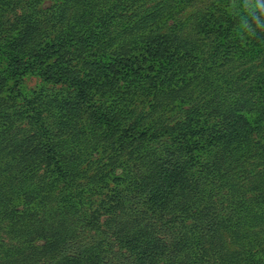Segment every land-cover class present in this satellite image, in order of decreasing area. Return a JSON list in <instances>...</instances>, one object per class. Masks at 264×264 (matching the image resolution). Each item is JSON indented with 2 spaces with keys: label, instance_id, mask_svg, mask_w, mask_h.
Instances as JSON below:
<instances>
[{
  "label": "trees",
  "instance_id": "1",
  "mask_svg": "<svg viewBox=\"0 0 264 264\" xmlns=\"http://www.w3.org/2000/svg\"><path fill=\"white\" fill-rule=\"evenodd\" d=\"M59 1L45 13L36 10L39 0H0V12L11 11L13 18L0 22L3 39H11L0 49L6 64L0 75V155L5 154L0 187L10 196L0 194V223L6 221L4 228L12 233L26 226L38 231L40 250L54 259L49 264H214L203 243L224 219L215 208L223 199L218 195L222 176L241 166L251 147L239 141L251 144L264 118L243 111L232 88L237 82L221 80L222 85L213 83L208 105L226 98L230 106L222 114L190 105L145 125L141 116L130 120L124 91L145 85L172 92V75L185 78L180 63L190 56L191 44L176 37L167 47L151 43L147 64L158 65V72L139 75L146 60L125 58L122 43L116 44L123 36H112L126 17L119 11L122 0L110 5L80 0L89 1L88 14L96 10L95 20L75 13L68 19L76 0ZM112 44L117 46L112 49ZM52 53H61L57 61L35 68ZM84 53L88 57L81 64L70 61ZM191 67L197 78L196 66ZM34 72L41 84L26 95L23 78ZM81 144L92 145L91 152L105 145L115 152L125 149V162L117 166V159L108 158L107 171L88 176L93 164L77 150ZM259 159L264 186V156ZM110 175L113 188L106 184ZM103 188L107 194L99 208L106 216L101 221L83 204ZM202 204L212 212L199 208Z\"/></svg>",
  "mask_w": 264,
  "mask_h": 264
},
{
  "label": "rangeland",
  "instance_id": "2",
  "mask_svg": "<svg viewBox=\"0 0 264 264\" xmlns=\"http://www.w3.org/2000/svg\"><path fill=\"white\" fill-rule=\"evenodd\" d=\"M114 1L117 0H107L104 4L110 5ZM122 1L124 3L119 11H125L126 17L118 28L113 29L112 36H123L116 39V44L122 43V48L127 52L125 58L146 60V63L141 65L142 69L137 70V74L145 76L158 72V65L147 64L146 53L151 43L152 47H158V42L161 46L167 47L168 41L176 37L192 46L190 56L183 57L180 63V67L185 70V78L180 79L177 72L174 77L172 75L173 84L169 88L172 92L167 89L158 91L157 87L153 89L145 85L144 87L132 85L127 91L120 89L125 92L124 109L130 113V120L141 116V122L145 125L151 120H158L159 114L183 111L190 105H196L201 112L218 111L222 114L228 110L227 105L230 106L226 98L209 105L208 101L212 96L213 83L222 85L225 80L237 82L232 88L237 91L235 99L243 105V111L255 112L258 117L260 114V118H264V0ZM130 1H134V4L130 5ZM88 2L76 0V3H72L68 19L75 13L86 17L93 15L92 20H95L98 17L97 12L93 10L88 14ZM59 3V0H39L36 10L46 13L47 10L57 8ZM16 12L21 13L18 6ZM5 20L13 21L11 11L0 12V22L3 23ZM38 27L46 28L42 24ZM83 28H89V25ZM219 28L227 30L226 33L219 35ZM4 37V33L0 31V49L8 46L11 40L10 38L4 40ZM117 45L112 44L111 48L114 49ZM178 52L181 54V50ZM60 54H50L48 60L38 62L35 68L51 66L52 61H57ZM87 57L88 53L80 54L79 58L74 60L70 56V61L81 64ZM22 59L24 60L25 56ZM193 64L198 71L197 78L189 73ZM5 67L6 64L0 58V75L3 74ZM29 75L25 76L22 82V90L26 95L32 94V91H36L41 84L38 72ZM3 77L7 78L5 74ZM7 82L11 84L10 80ZM9 85L5 88L7 89ZM117 85L119 86L120 82ZM161 93L168 94L169 99H164ZM239 142L251 147V151L247 153L248 156L242 157L241 166L236 167L233 174L222 176L218 195L223 199L215 208L223 211L220 217L224 219L220 220L221 225L214 228L215 233L211 240L203 243L206 257L214 261V264H264V186L263 169L259 159L260 156H264V121L260 122L257 138L251 144H246L244 138ZM91 146L81 144L77 149L82 151V155L91 157L88 161L93 165L88 176L95 172L101 174L107 171L108 167H104V164L108 158L117 159V166L120 163L124 164L125 149L115 152L112 146L105 145L103 148L97 146L98 148L92 151L97 152L92 153ZM4 157L5 154L2 153L0 169ZM114 175L120 176V168L114 170ZM3 178L5 176L0 175V186L5 180ZM113 178L111 175L108 176L106 184L109 188L114 186L111 183ZM99 187L102 188L104 185ZM3 190L0 187V194L6 199L10 198ZM98 192H94L84 201L83 208L89 213L97 211V216L103 221L106 215H103L104 209H100L99 204L104 200L107 189L103 188L100 193ZM218 195L216 194L215 200L218 199ZM12 202L15 206L13 210L20 208L15 205V198ZM219 205L221 206L218 207ZM232 206L235 208L234 211L231 209ZM199 208H206L208 213L212 212L207 204H202ZM186 222L189 223V219ZM6 224L4 220L0 223V264H49L50 260H54L50 254L40 250L42 239L38 231L34 232L26 226L21 231L12 233L4 228Z\"/></svg>",
  "mask_w": 264,
  "mask_h": 264
}]
</instances>
